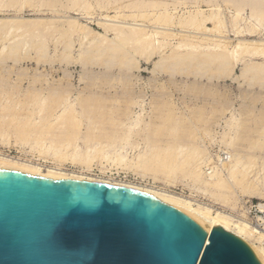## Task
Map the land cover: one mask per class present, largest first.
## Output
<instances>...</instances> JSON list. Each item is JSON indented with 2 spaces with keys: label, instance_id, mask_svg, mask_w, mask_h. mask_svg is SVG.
Instances as JSON below:
<instances>
[{
  "label": "rangeland",
  "instance_id": "374dc122",
  "mask_svg": "<svg viewBox=\"0 0 264 264\" xmlns=\"http://www.w3.org/2000/svg\"><path fill=\"white\" fill-rule=\"evenodd\" d=\"M54 2L0 0V155L174 195L242 225L264 254V78L242 75L264 60L202 65L264 45V16L226 0Z\"/></svg>",
  "mask_w": 264,
  "mask_h": 264
},
{
  "label": "water",
  "instance_id": "95a60500",
  "mask_svg": "<svg viewBox=\"0 0 264 264\" xmlns=\"http://www.w3.org/2000/svg\"><path fill=\"white\" fill-rule=\"evenodd\" d=\"M0 264H260L221 227L208 235L135 190L0 170Z\"/></svg>",
  "mask_w": 264,
  "mask_h": 264
},
{
  "label": "bare ground",
  "instance_id": "6f19581e",
  "mask_svg": "<svg viewBox=\"0 0 264 264\" xmlns=\"http://www.w3.org/2000/svg\"><path fill=\"white\" fill-rule=\"evenodd\" d=\"M36 1H38V3L39 2L42 3L41 7H42V5L43 6L51 5L53 7V5L56 4L54 2V0H36ZM153 1H156V0H153ZM226 1H227V3H230L235 8L248 7L251 10L252 16H254L253 18L261 19L264 16V0H226ZM25 4H26V2L24 3V5ZM27 4H29L28 9L31 12V14L32 13H34V14L41 13L40 11L35 9L34 5H31L30 3H27ZM25 7H27V6H25ZM51 8H49V9H51ZM28 9H27V11H28ZM32 22H30V23L34 25V21H32ZM65 23H67V22H65ZM31 24H28L30 28L32 26ZM71 24L73 25L74 23L71 21ZM71 24H69V27L71 26ZM34 26H36V24ZM39 27H42V26H39ZM36 29H38V28H36ZM84 29H85V27H84ZM30 43H33V41ZM37 48H38V51L36 53H34V52L29 53V55L31 56L29 58L41 59L44 57L45 53L47 52L44 50L45 46H43L42 44H38ZM15 53H16V51L12 50V51H9L8 55L12 56ZM58 53H59V51H57V50L54 51V54H58ZM101 53H103V52H94L91 55H92V57L95 58V57L102 55ZM49 55H50V52H49ZM35 56L39 57V58H36ZM94 58H92V59L95 60ZM238 58L239 59L240 58L241 59H249V60H256V59L264 60V45L263 44H255V42H249V43L248 42H239L231 52H226V51L221 50V51H215L212 53H207V55L204 56V59H202L203 64H202V60H200V63L204 66V65H207L209 63H213L216 60H219L220 63L225 64L226 60L230 61L232 59H238ZM89 61H91V60H89ZM174 64H175V62H173L171 64L173 69L168 70V71L172 72L175 69ZM108 66H109V64L107 65V67ZM203 69L204 68H198L197 70L203 71ZM223 69H224L223 64H221V65L219 64L216 71H222ZM243 73L244 74L250 73L251 77H253V78H258V77L264 78V64L263 65H256L255 67H251L250 69H249V67L247 69H243L242 75H243ZM248 85H250V84H248ZM0 170L16 171V172H20L22 174H27V175L41 177V178L50 179V180H75V181L92 182L91 180H86V179L84 180L81 177L66 176V175H64L62 173H58L54 170L47 171V174H41L37 167H31L29 165L17 163L16 161H13V159L6 158L2 155H0ZM57 171H58V169H57ZM121 187L131 189V190H135V191L139 192L138 190H136L134 188H130L128 186H121ZM145 192L146 193H144V194L152 196L155 199H157V200H159V201H161V202H163L169 206H172L175 209H177L178 211L187 215L189 218L194 220L198 225H200V226H202V228H204L206 235H208L210 233L211 229L214 226L215 227H221L225 231L228 230V228L232 227V229H230V230H232V234H234L235 236L240 238L243 242H245L251 248V250L255 254V256H256L257 260L260 262V264H264V258H263L264 254H262L261 251L255 249V247H253V245L249 242L250 236H251V235H249L250 233L248 234V232H246L245 227H243L242 225L234 224L233 221H231V219L228 218V216L216 215V216L210 218L209 216L207 217V213L202 212L199 209H193L189 203L181 200L180 198H178L174 195L164 194V193L163 194H160V193L154 194V193L149 192V191H145ZM205 221H209L208 224Z\"/></svg>",
  "mask_w": 264,
  "mask_h": 264
}]
</instances>
